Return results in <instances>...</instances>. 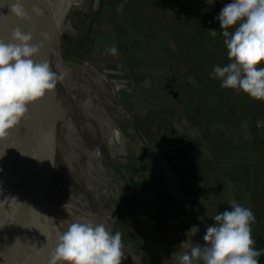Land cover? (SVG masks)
I'll return each mask as SVG.
<instances>
[{
  "label": "crops",
  "instance_id": "0c3cea01",
  "mask_svg": "<svg viewBox=\"0 0 264 264\" xmlns=\"http://www.w3.org/2000/svg\"><path fill=\"white\" fill-rule=\"evenodd\" d=\"M56 1L58 27L66 24L56 34L74 40L71 50L80 54L87 30L86 54L114 58L97 85L119 103L123 134L140 143H131L130 162H107L119 185L115 225L134 228L136 250L166 242L165 255L179 264L232 201L250 208L252 229L264 233V101L221 87L213 71L230 62L216 17L231 0Z\"/></svg>",
  "mask_w": 264,
  "mask_h": 264
},
{
  "label": "clouds",
  "instance_id": "9594fccd",
  "mask_svg": "<svg viewBox=\"0 0 264 264\" xmlns=\"http://www.w3.org/2000/svg\"><path fill=\"white\" fill-rule=\"evenodd\" d=\"M9 11L20 19H29L23 0H14ZM223 44L230 61L215 66L221 87L240 90L252 99L264 101V0H231L216 17ZM216 35V30H210ZM33 36L16 28L11 42L0 39V138L20 125L28 113V105L56 88L63 74L50 64L33 57L40 45ZM113 54L117 49L112 48ZM203 236V245L196 243L190 252L178 257L179 264H260L264 249L256 248L252 225L254 212L232 201L230 208L215 215ZM193 226L187 235H195ZM122 234H114L103 223H71L58 238L49 264H121Z\"/></svg>",
  "mask_w": 264,
  "mask_h": 264
},
{
  "label": "rangeland",
  "instance_id": "374dc122",
  "mask_svg": "<svg viewBox=\"0 0 264 264\" xmlns=\"http://www.w3.org/2000/svg\"><path fill=\"white\" fill-rule=\"evenodd\" d=\"M78 1L80 3V0ZM35 2L36 13L33 21L37 17H43L48 10L50 0H35ZM78 8L81 10V7L76 5L67 16L70 23H74L73 19L79 16L75 13ZM57 27L58 22L55 32ZM64 27L66 28V24L62 22V26L58 28ZM39 28L40 31L32 33V43L40 45L37 54L39 57L37 55L33 57L36 62L46 61L44 51L48 35L44 33L42 24ZM56 38L57 44L49 56L48 63L53 71L63 74V79L57 82L51 99L50 145L43 182L50 195L48 203L52 201L53 204L71 203L74 206L67 210L63 206H55L45 221L49 222L50 217L52 218V230L59 236L74 222L103 223L111 233L117 231L121 233L122 230L115 225L117 215H114L118 203V179L116 175H110L114 173L108 168L107 162L115 165L130 162L133 159L131 156L135 155L131 150V143L136 148L140 147V143L133 142L137 136L124 135H127L123 128L124 120L116 117L120 113L119 103L115 101L113 95L111 96L108 87L105 89L97 85L98 83L105 85L99 81L102 78L100 70L104 65L105 68H110L109 63L114 61V58H106V63H103V58L98 57V61L99 49L93 50L92 54L91 50L86 56L79 55L77 51L71 50L70 46L73 44L72 41L74 42L71 37L65 35ZM93 57L96 59H91ZM35 138L33 168L41 173L37 122ZM77 209L85 214L81 211L77 213ZM128 232L129 234L127 231L126 234L130 236L123 235L125 238H122L121 264H176L169 255H165L163 247L166 242H157L151 250L145 249L139 252L131 241L134 228ZM54 238L57 240V237ZM39 255L41 252L37 256ZM37 264H48V262L39 257Z\"/></svg>",
  "mask_w": 264,
  "mask_h": 264
},
{
  "label": "bare ground",
  "instance_id": "6f19581e",
  "mask_svg": "<svg viewBox=\"0 0 264 264\" xmlns=\"http://www.w3.org/2000/svg\"><path fill=\"white\" fill-rule=\"evenodd\" d=\"M12 3L14 0H0V39L6 43L11 42V33L16 28L32 34L34 31H40L39 27L42 24L44 33L49 35L50 25L56 26L58 22L60 4L56 0H50L47 12L43 17H37L35 21H33L36 13L35 0H23L29 17L26 20L18 18L9 11ZM36 112L37 102L34 101L28 105V113L20 125L9 130L7 136L0 138V264H16L19 255V234L30 206L27 174L29 169L33 168V156L36 150ZM52 204L53 201L48 203V214L55 206H63L66 210L74 206L71 203ZM79 211L81 210L77 209V213ZM48 214H44L39 223V228L43 231H46V227L48 229L49 222L45 221ZM52 237L55 244L59 235L54 230ZM54 237H57V240ZM39 257L46 259L42 252L37 256V262Z\"/></svg>",
  "mask_w": 264,
  "mask_h": 264
},
{
  "label": "water",
  "instance_id": "95a60500",
  "mask_svg": "<svg viewBox=\"0 0 264 264\" xmlns=\"http://www.w3.org/2000/svg\"><path fill=\"white\" fill-rule=\"evenodd\" d=\"M103 0L101 2V7ZM55 25L51 24L49 35L45 43V57L48 62L50 54L56 45L57 34ZM54 89L45 93L38 99L37 106V130L39 134V147L41 154V173L30 168L27 174V187L30 198V206L23 221L19 234V255L16 264H36L37 255L42 252L49 264L50 255L54 249L52 237L51 217L47 231L39 228V223L44 214H48V196L44 186L43 172L49 153L51 132V99ZM117 212V210H116Z\"/></svg>",
  "mask_w": 264,
  "mask_h": 264
},
{
  "label": "trees",
  "instance_id": "16d2710c",
  "mask_svg": "<svg viewBox=\"0 0 264 264\" xmlns=\"http://www.w3.org/2000/svg\"><path fill=\"white\" fill-rule=\"evenodd\" d=\"M87 35H88V31L87 30H84V31H82L81 32V41H79V42H81V46H80V54H79V51H78V53L77 54H79V55H85L86 56V52H87V50L88 49H90L91 48V44L88 42V40H87V42L85 41V39H86V37H87ZM67 45H68V43H67ZM78 46H79V44H76V47L78 48ZM87 59H90V58H88V57H86ZM112 75H113V72L111 73ZM111 74H109V75H111ZM128 226H130V224L128 225ZM263 232V231H262ZM127 233L129 234V232L127 231ZM121 234H122V238H125V237H129L127 234H126V232H121ZM123 235H125V237L123 236ZM252 235H253V238L255 239V241H256V248L257 249H264V233H257V232H255L254 230H253V232H252ZM259 262H260V264H264V254H262L260 257H259ZM197 264H202V262H197Z\"/></svg>",
  "mask_w": 264,
  "mask_h": 264
},
{
  "label": "built area",
  "instance_id": "2783aa9c",
  "mask_svg": "<svg viewBox=\"0 0 264 264\" xmlns=\"http://www.w3.org/2000/svg\"><path fill=\"white\" fill-rule=\"evenodd\" d=\"M257 127L258 128H263L264 127V121L263 120H260L258 123H257Z\"/></svg>",
  "mask_w": 264,
  "mask_h": 264
}]
</instances>
